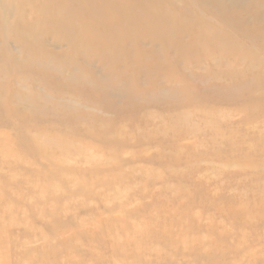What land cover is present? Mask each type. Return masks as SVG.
<instances>
[{"label": "rangeland", "instance_id": "obj_1", "mask_svg": "<svg viewBox=\"0 0 264 264\" xmlns=\"http://www.w3.org/2000/svg\"><path fill=\"white\" fill-rule=\"evenodd\" d=\"M0 264H264V0H0Z\"/></svg>", "mask_w": 264, "mask_h": 264}, {"label": "bare ground", "instance_id": "obj_2", "mask_svg": "<svg viewBox=\"0 0 264 264\" xmlns=\"http://www.w3.org/2000/svg\"><path fill=\"white\" fill-rule=\"evenodd\" d=\"M168 33V32H167Z\"/></svg>", "mask_w": 264, "mask_h": 264}]
</instances>
